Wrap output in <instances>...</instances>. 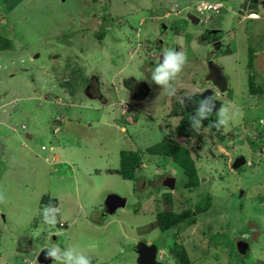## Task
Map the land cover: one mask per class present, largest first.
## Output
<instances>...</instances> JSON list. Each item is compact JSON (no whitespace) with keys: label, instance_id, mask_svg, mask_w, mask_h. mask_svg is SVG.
<instances>
[{"label":"rangeland","instance_id":"obj_1","mask_svg":"<svg viewBox=\"0 0 264 264\" xmlns=\"http://www.w3.org/2000/svg\"><path fill=\"white\" fill-rule=\"evenodd\" d=\"M211 2L222 6L199 12L195 5ZM175 4L183 14H199L200 25L221 28L217 51L197 37L201 26L183 14L162 16L164 7ZM158 20L168 23L169 39L187 53L183 91L193 89L188 83L210 68L208 55L223 66L229 85L220 95L229 108L222 134L203 125L201 141L189 146L202 179L193 192L185 189L174 160L146 152L171 132L169 123L166 129L161 124L178 122L166 113L171 99L162 87L152 88L146 104L139 105L138 120L128 132L134 140L119 127L116 113L121 76L143 66L151 79L148 53L161 27ZM181 33L185 40L193 36L190 43ZM249 48L256 53L253 67ZM151 55L156 61L153 51ZM253 68L258 93L249 91ZM92 74L110 94L109 103L81 91L80 79ZM175 82L179 91L183 86ZM128 148L142 152L135 179L113 171L119 168L120 150ZM242 152L247 165L232 168V155ZM166 170L178 179L174 197L182 190L174 209L204 205L206 192L212 197L208 210L193 212V223L182 234L192 264H264V0H0V191L5 196L0 203V264H43L36 259L44 244L74 247L94 258L93 264H138L133 242L155 237L157 229L150 225L163 207L158 199L171 190L162 183L156 188L152 180H162ZM110 192L126 197V204L101 221ZM44 195L54 198L60 210L54 225L44 222L43 210L51 206L41 200ZM250 223L259 225L253 236L259 232L242 255L236 241L241 231L250 232ZM53 231L56 239L49 235ZM171 238L160 242L172 247ZM165 264L178 262L168 256Z\"/></svg>","mask_w":264,"mask_h":264},{"label":"flooded vegetation","instance_id":"obj_2","mask_svg":"<svg viewBox=\"0 0 264 264\" xmlns=\"http://www.w3.org/2000/svg\"><path fill=\"white\" fill-rule=\"evenodd\" d=\"M195 5H196V7L198 9L199 8L198 5L197 4H195ZM172 9H174V10L171 11V13L183 14V12L181 11L182 7L177 5V4H175L172 7ZM188 13H191V14L193 13V14L197 15V17H199L198 23L194 24L195 27L199 26L200 22H201L200 15L197 14L196 12H186V14H183V17L185 19H187L186 16H187ZM162 16H164V13H162ZM157 24L161 25V27L158 28L156 33L153 35L152 40L150 41V42H152V46H153V49H155V55H156V61H152L151 60L153 69L157 65V63L162 59L163 49L171 47V48H174L177 51H179V49H178L179 45L177 44V42L175 44V42L173 40L169 39L170 36L167 33L168 32V23H166V22L164 23V20H158ZM163 24H166L167 26L165 28H162ZM200 26H201V28H197V37L199 39L203 40V42H206L208 45H210L211 48L213 47L211 49V51H217L218 48L222 45V39L221 38H222L223 35H222V33H218L221 30V28L219 26H215V25H209V26L200 25ZM218 29H219V31L217 32ZM182 37L184 38V42L190 43L189 40L192 39L193 36L190 37L189 40H185L186 38H185V36L183 34H182ZM184 47H186V49H188L187 46H184ZM185 54H187V53H185ZM208 57L209 58L205 62V64H207V65H209V61L212 60V58H213L212 56H209V55H208ZM157 59L159 61H157ZM213 64H215V65H213V67L209 66L210 68L207 69L206 71H204L203 74H201V78L193 79L192 81H190L188 83V85L190 87H193V89L187 90V91H183V89L185 87V81H184V74L185 73L182 71L178 75L177 79L179 80V83L183 87L178 91V89L181 86H178L177 83L174 81V83L178 86V88H176V94L174 96H169L166 93V95L169 96L170 99H171V108L168 111H166V113L169 114L168 117L176 118L178 120L177 124H172L171 122L166 121V123H169V126H171L174 131L177 130V125L181 122V119H183L185 116L189 117V121L191 120V114L194 113V111H195V109L197 107V104L195 103V101H198L200 99H203L204 97H207V96L215 94V97H216V108L218 109L222 105L223 100H222V98H220V95H223V93L229 88V85H228L227 78L225 77V75L223 73V66L221 64H219L218 62H216V61L215 62L213 61ZM120 72L122 73L123 70L120 71ZM185 72H186V70H185ZM144 73H147V72L145 70L143 71V66H142V67H140L138 69V72H129V73H127V75L121 76L120 79H119V89L118 90H119L120 95L118 96V98L121 96L120 98L122 99V101H123L124 105L126 106V108H125V110H121V109L119 111H117L116 109L115 110H116V113L118 115H120L119 118H118V121H119V123L121 125L119 127H122L125 130V132H127V133L131 131V127L138 120V117H135V119H134L130 115L131 108L134 107V109H138V108L140 109V107H141V104H139L140 107H137L136 98L139 99V97L142 98V97L147 96V95L150 96L151 95L150 92L152 91V88H156L158 86V85H155V84H154V86H152L148 82V80L146 79ZM80 81L82 82L80 89H81V91H83V93H85L89 97H95L97 100H99L102 103H109V97L104 94V91L100 87L101 82H100L99 77L96 74H92V75L86 76V78L85 77L81 78ZM189 92H195L196 93V94L193 95L192 100H188L187 96H185ZM88 94H90V95H88ZM176 95L178 96L177 98H175ZM181 97H184L185 104L181 103ZM160 104H162V102ZM149 113L150 114L152 113V108L151 107H149L148 114ZM155 117H156V115H155ZM217 118L218 117L215 115V110H214L213 115L209 119L215 120ZM203 123H204L203 124L204 127H207V129H209L210 131H211V129H213L212 133L217 134L216 132L219 131V134H217V135H220V133L222 134V128L221 127H209V126H207L208 123H209V120H205V121H203ZM125 132H124V134H125ZM199 134H201V133L197 131L196 135H199ZM124 136H122V137H124ZM126 136L128 138H130L131 140H134L133 132L128 133V135H126ZM126 136H125V138H126ZM200 136L202 137V135H200ZM201 139L202 138H200V140ZM150 154H153V153H150ZM240 154L241 153H236V154L234 153L232 155V162ZM155 156H164V157H166L167 155H163L161 153H158V154H155ZM232 162H231V164H232ZM162 174H163V176H161L162 180H159L157 176H153L154 180H152V183L156 186V188L160 186V183L164 184L163 182H164L165 178L168 177V176H174L177 179V176L173 173V171L172 172L171 171L168 172V170H166V171H163ZM176 183H177V181H176ZM184 186H185V184H184ZM167 189H170L171 192L168 193V191H163V196L160 199L161 204L163 205V207H162V209L159 208L156 211L155 223L152 222L151 225H150L151 230L154 229V228L157 229L155 237L152 238L149 241L145 240L147 243L156 244L158 246V248H161V246L163 245V248L167 249V251H166L167 253H165V255H164V252H157V255H156V260L159 261V262H162L163 264L166 263V257L175 256L174 255L175 252L173 250V248H175L176 245H177V243H175V242H178V244L181 245L180 247L187 251L186 246L183 243L182 234H183V231L188 228L189 224L193 223V221H191L190 223L185 225V222H184L185 219H184L180 223H178V222L177 223H171L168 226V228L167 227L162 228L156 222L158 212H160V211H174V212H179L180 213L183 210L187 209L185 207L184 208L182 207L181 210H179L177 208L174 209V207L176 205H179V203H180V202L176 203L177 199H175V198L177 197L178 200H179V197L181 198L182 190L180 192L178 191L179 196L176 194V197H174L175 193L173 192V190L176 189V186H175V188H170L169 187ZM185 189L186 190H190L192 192L194 191V188L185 187ZM193 212H192V214H193ZM101 214H102V209H101ZM103 216L104 215H102V217ZM186 222H187V220H186ZM255 231H256V229H252V231L250 232L249 236L252 237L253 233ZM40 232L44 233L45 229L41 230ZM49 235H50L51 238L56 239V235H55L54 231L51 232ZM204 235H206V236H203V237L207 239V242L210 241V244H213L211 242V240H210L211 237H207V234H205V233H204ZM169 236L172 237L171 241H170V244H172V247L169 244L167 246H165L162 242H160V240H164L165 237H169ZM42 239H45V235L44 234L42 236ZM138 240H140V239H137L136 241H138ZM136 241H134L133 243H135ZM159 242L162 244L161 246H159V244H158ZM249 242H250V240H249ZM195 245L196 244H194V246ZM43 248H48V246H46V244H44L42 249ZM198 248H199V245L196 246V249H198ZM40 251H39V253H40ZM132 251L136 252V254L138 256V252L135 250V245H134ZM187 253L189 254V256L191 258H193L192 255L188 251H187ZM37 259H38V255H37ZM90 259L92 260V264H93L94 258H90ZM53 263H57V262L52 261L49 264H53Z\"/></svg>","mask_w":264,"mask_h":264},{"label":"clouds","instance_id":"obj_3","mask_svg":"<svg viewBox=\"0 0 264 264\" xmlns=\"http://www.w3.org/2000/svg\"><path fill=\"white\" fill-rule=\"evenodd\" d=\"M211 4L215 5V7L205 5V6H200L201 8H198L197 10L199 11V9H208V8H213V9L217 10V9L221 8V6H222L221 2H211ZM173 6L174 5L170 6V8H168V9H165V8L163 9L164 17H166L169 13H171V11H173L175 9V8L172 9ZM254 15H257V13H255ZM165 27L162 26V28H165ZM185 43H187V42H185ZM185 46H186V44H185ZM149 49H151V50H149L150 52L148 53L150 56V60L154 61V57L151 55V52L153 51V53L155 54V49H153L152 45H150ZM130 52L133 54L134 50H132ZM213 61L214 62L216 61V59L214 57L212 58V60L209 61V65H210V62L213 63ZM186 63H187V56L182 50L177 51L176 49L171 48V47L163 49L162 59L154 67V69L151 73V79L149 80V83L154 82L156 85L161 86L162 90L165 91L169 96H174L176 94V88H175L173 82L176 81L178 75L182 72ZM210 67H212V66L210 65ZM184 79H185V74H184ZM104 94L108 97L110 95V94L106 93L105 91H104ZM194 94H196V93L195 92H189L185 96H187L188 100H192ZM147 97H149V95L144 96L142 98L139 97V99L136 98L137 99V104H136L137 107H139V104H142V105L146 104L145 99ZM109 102H110V98H109ZM114 103L119 105L121 110H125L126 106L124 105L121 98H118V99L116 98ZM181 103L185 104L184 97H181ZM195 103L197 104V107H196L194 113L191 114L190 128L192 130L196 131V134H197V131L201 133V129H202L201 126L204 124L203 121H205V120H209V123L207 125L209 127H220V126L226 125L228 123L229 108L221 105L217 109L216 108L215 94L204 97L203 99H200L198 101H195ZM146 106L150 107L148 104ZM147 107H145V109ZM153 109H156V108L154 107ZM214 110H215V115L218 118L215 120H211L209 118L213 115ZM138 112L139 111L137 109H134V107H133V108H131L130 115L135 119V117H138ZM166 124H168V123H164L161 125L166 129V126H165ZM23 126H25V124H23ZM177 133H178L177 130L174 131L172 128L171 132L166 131L163 134L162 138L160 140H158L157 142H160L162 139H166L167 141H169L171 143L174 141H178L181 143V145L183 144L189 148V146H192L193 144H197L198 141L200 140V138H202L200 136V135H202V133L199 135L192 134L190 136H182L180 133H178L179 135L175 136ZM178 137L179 138L181 137L182 141ZM195 138H196V140H195ZM187 144H189V145H187ZM189 151H190V149H189ZM150 153H153V154H150ZM148 154L155 155L158 153L148 152ZM241 154H244V153L242 152ZM166 157L171 158L170 156H166ZM245 158H246V163H244V164L247 165L248 160H247L246 155H245ZM113 170H115V169H113ZM158 200H160V199H158ZM4 201H5L4 193H3V191H0V203H3ZM102 210H103V208H102ZM58 211L59 210L53 206L46 207L43 210L44 222L47 224H50V225H54L57 222ZM108 215L109 214H106V215L104 214V216L102 217V214H101V219H102L101 221L106 219V217ZM59 225L63 226L64 222H60ZM257 229L259 230V225H258ZM251 231H252V229H250V232ZM250 232L247 233V232L241 231L240 235H239L240 237L238 236L237 239H243L244 241H247L251 246V243L249 242ZM256 234L258 235V233H256ZM257 235H256V238H257ZM251 239H252V237H251ZM140 240H143V239H140ZM143 241H145V240H143ZM136 242H135V244H136ZM148 244H150V243H148ZM166 251H167V249L166 248L164 249L163 247L158 248V250H157V252H164V255H165V253H167ZM174 255H175V253H174ZM242 255H244V254H242ZM174 257H176V255ZM45 258L51 259L52 261L57 262V264H91V259L89 256H87L84 252L78 251L76 248L71 247V246L67 247L65 249H61L59 246L53 245V246L47 248ZM176 260H177V258H176ZM193 260L194 259L191 258L192 262H193Z\"/></svg>","mask_w":264,"mask_h":264},{"label":"trees","instance_id":"obj_4","mask_svg":"<svg viewBox=\"0 0 264 264\" xmlns=\"http://www.w3.org/2000/svg\"><path fill=\"white\" fill-rule=\"evenodd\" d=\"M250 49V48H249ZM250 58H249V66L253 67L255 64V56L256 53L254 50L250 49ZM254 71L251 76L248 77L249 81V91L250 93H258V91H261L260 86H256L254 78L257 77L256 70L253 68ZM71 81H66V84L69 86ZM177 132L180 133L182 136H190L192 134H196V131L192 130L190 128V121L189 117L185 116L183 119H181V122L177 125ZM146 152H156L161 153L163 155L170 156L172 160H174L181 168L183 180L185 187L188 188H196L201 183L202 179H200V175L197 172V168L195 166L194 159L191 156V153L189 151V148L185 145H181L180 142L174 141L169 142L166 139H162L160 142H155L146 148ZM120 157V165L118 169H115V171H119L121 176L124 179H128L134 176V173L137 171V169L142 164V155L140 151L128 148V149H122L119 152ZM135 179V177H133ZM212 197L210 195V192H206V199L204 205H200L199 203L195 205V208H187L183 210L182 212H174V211H160L157 215L156 222L162 227L165 228L171 224V223H180L182 220L185 219L184 222L190 223L193 221L194 216H192L193 211L201 212L204 210L209 209V201H211ZM42 201L49 203V205L56 207V200L54 198L49 199L46 195L42 196ZM190 217V219H188ZM211 240V239H210ZM212 242V241H211ZM214 242V241H213ZM212 242V243H213ZM177 243L176 247L173 248L177 262L178 264H191V258L187 251L185 249H182Z\"/></svg>","mask_w":264,"mask_h":264},{"label":"water","instance_id":"obj_5","mask_svg":"<svg viewBox=\"0 0 264 264\" xmlns=\"http://www.w3.org/2000/svg\"><path fill=\"white\" fill-rule=\"evenodd\" d=\"M187 19H189L191 21V23H198L199 21V17H197V15L195 14H191L188 13L187 14ZM166 25L163 24V27H165ZM210 65L213 67L212 62H210ZM90 95V94H88ZM28 134V133H27ZM244 163H246V158L244 154H240L239 156L236 157V159L233 160L232 162V168H238L239 166L243 165ZM176 177L174 176H168L165 178L164 180V184L167 185L170 188H175L176 186ZM103 210H102V215L104 214H112L115 213L116 210H118L119 208H123L126 204V197L121 196L117 193L114 192H110L104 199L103 201ZM249 229H257L258 228V224H251L248 225ZM258 233V232H257ZM256 235L252 236L253 239H256ZM252 240V239H251ZM236 244L238 246V250L242 253V254H246L248 251H250L251 246L247 241H244L243 239H237ZM136 248L135 250L138 252V257H137V261L138 264H163L162 262H159L156 260V255H157V250H158V246L154 243H146L143 240H138L135 244ZM46 251L47 248H43L40 253L38 254V259L37 261L43 264H49L50 262H52L51 259H46Z\"/></svg>","mask_w":264,"mask_h":264},{"label":"crops","instance_id":"obj_6","mask_svg":"<svg viewBox=\"0 0 264 264\" xmlns=\"http://www.w3.org/2000/svg\"><path fill=\"white\" fill-rule=\"evenodd\" d=\"M113 171H115V170H113ZM141 181H142V179H141ZM141 183H143V184L145 183L144 185H145V187H146V185H147L146 182H141ZM57 205H58V204H57ZM59 212H60V210H59ZM58 214H59V213H58ZM59 218H61V217H60V214H59Z\"/></svg>","mask_w":264,"mask_h":264},{"label":"built area","instance_id":"obj_7","mask_svg":"<svg viewBox=\"0 0 264 264\" xmlns=\"http://www.w3.org/2000/svg\"><path fill=\"white\" fill-rule=\"evenodd\" d=\"M209 6H211V7H215V5H212L211 3L210 4H208ZM199 8H201L200 6H198Z\"/></svg>","mask_w":264,"mask_h":264}]
</instances>
